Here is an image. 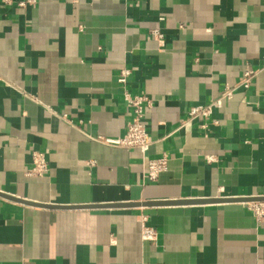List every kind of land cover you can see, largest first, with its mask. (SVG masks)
<instances>
[{
    "label": "crops",
    "instance_id": "1",
    "mask_svg": "<svg viewBox=\"0 0 264 264\" xmlns=\"http://www.w3.org/2000/svg\"><path fill=\"white\" fill-rule=\"evenodd\" d=\"M123 67L152 100L146 158L169 157L154 181L139 149L93 139L126 132ZM226 86L205 128L177 130ZM258 197L264 0H0V264H264Z\"/></svg>",
    "mask_w": 264,
    "mask_h": 264
},
{
    "label": "built area",
    "instance_id": "2",
    "mask_svg": "<svg viewBox=\"0 0 264 264\" xmlns=\"http://www.w3.org/2000/svg\"><path fill=\"white\" fill-rule=\"evenodd\" d=\"M24 6V2L20 3ZM152 34L162 40L164 37L163 32L156 29L152 31ZM131 74V69L123 67L118 73L117 80L124 89L125 98L131 109V118L127 123L126 132L119 138H93L100 140L111 146L137 148L140 150L143 158L146 160L145 177L151 181L158 178L159 174L168 168L169 157L167 154H163L156 158H146L147 151L152 144V139L148 131V125L146 121L145 112L148 107L152 105V100L145 93H131L128 89V78ZM255 72L251 69L245 70L238 85L243 88H249L252 83V78ZM234 88L226 86L221 92L220 96L210 100L205 104H197L191 106L185 117L180 121L177 130L188 131L191 129L193 122L199 121L201 127L207 126L208 120L212 117L214 108L221 107L225 99L232 97ZM208 161H214L216 159L213 155H206ZM33 165L29 170V174L42 175L48 169V161L46 154L39 150L32 151ZM248 208L253 213L256 222L264 223V200H251L247 202ZM142 238L146 240H156L157 230L146 224L143 220L142 223Z\"/></svg>",
    "mask_w": 264,
    "mask_h": 264
},
{
    "label": "water",
    "instance_id": "3",
    "mask_svg": "<svg viewBox=\"0 0 264 264\" xmlns=\"http://www.w3.org/2000/svg\"><path fill=\"white\" fill-rule=\"evenodd\" d=\"M226 199H235V198H226ZM221 200H222V198H221ZM221 200L220 199H215V200H191L189 202H183V203L219 202ZM251 200H264V197L253 198ZM25 203H27V204H34V202H27V201H25ZM172 203H174V202H172ZM34 205L44 206V207H51L49 204H34Z\"/></svg>",
    "mask_w": 264,
    "mask_h": 264
}]
</instances>
